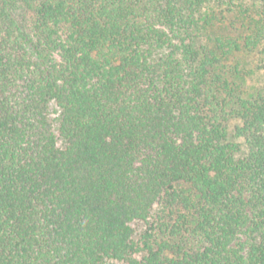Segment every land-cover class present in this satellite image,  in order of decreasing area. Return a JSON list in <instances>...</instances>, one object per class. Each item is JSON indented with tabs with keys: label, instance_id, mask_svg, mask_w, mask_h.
Returning a JSON list of instances; mask_svg holds the SVG:
<instances>
[{
	"label": "trees",
	"instance_id": "16d2710c",
	"mask_svg": "<svg viewBox=\"0 0 264 264\" xmlns=\"http://www.w3.org/2000/svg\"><path fill=\"white\" fill-rule=\"evenodd\" d=\"M230 2L200 42L210 0H0V264H264V0Z\"/></svg>",
	"mask_w": 264,
	"mask_h": 264
},
{
	"label": "rangeland",
	"instance_id": "374dc122",
	"mask_svg": "<svg viewBox=\"0 0 264 264\" xmlns=\"http://www.w3.org/2000/svg\"><path fill=\"white\" fill-rule=\"evenodd\" d=\"M255 0H247L248 3H252ZM262 2V0H256ZM238 3V2H237ZM236 3V4H237ZM230 0L220 2V0H210V6H213L216 18L213 24H206L205 20L208 18L212 9L210 6L203 9L201 16L200 27L197 30L198 41L206 42L210 37L219 34H233L241 36L246 34L247 26L241 21L237 20L238 7ZM247 4V3H246ZM259 54L258 52H242L239 53L234 62L240 63V68L245 70L247 76L242 79L244 87L249 95H253L259 91L264 92V69L259 66ZM60 109L56 103H52L51 106V117L54 120L55 128L57 129V118L59 117ZM238 123L233 121L232 126ZM57 131V130H56ZM59 144H63V140L59 138ZM133 227L136 230V234H140L147 227V223L144 221H136L133 223ZM114 264H127L123 261H114Z\"/></svg>",
	"mask_w": 264,
	"mask_h": 264
}]
</instances>
